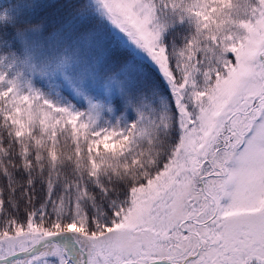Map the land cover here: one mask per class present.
Here are the masks:
<instances>
[{
    "label": "snow or ice",
    "instance_id": "snow-or-ice-1",
    "mask_svg": "<svg viewBox=\"0 0 264 264\" xmlns=\"http://www.w3.org/2000/svg\"><path fill=\"white\" fill-rule=\"evenodd\" d=\"M0 264H264V0H0Z\"/></svg>",
    "mask_w": 264,
    "mask_h": 264
}]
</instances>
